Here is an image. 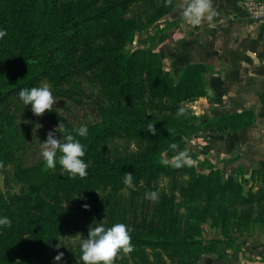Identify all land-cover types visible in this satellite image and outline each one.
Wrapping results in <instances>:
<instances>
[{"label": "trees", "instance_id": "1", "mask_svg": "<svg viewBox=\"0 0 264 264\" xmlns=\"http://www.w3.org/2000/svg\"><path fill=\"white\" fill-rule=\"evenodd\" d=\"M140 1L144 0H0V29L6 30L0 37V167L5 184L12 177L28 184V189L20 193L0 187V215L11 219L10 227H0V264H12L14 258L31 264H57L53 260L57 251L64 252L59 264H77L80 246L67 250L64 240L77 234L86 237L88 228L72 220L67 209L85 193L99 188L120 190L128 173L132 174L131 180L147 184L161 175L186 173L189 183L181 188V193L189 201L205 198L215 202L231 193L236 205L242 208L238 212L227 206L219 220L225 223L231 212L239 230L253 221V205L264 202V189L257 195L243 194L242 181L233 175L225 177L210 161H199L198 165L207 170L203 173H198L196 166L183 157L177 166L176 158L185 148V128L198 131L195 117L183 101L207 96L203 74L208 67L203 63L189 64L180 82L175 83L173 76L163 69L157 52L127 51L142 23L124 19L123 15ZM163 1L170 9L173 0ZM90 71L108 103L100 107L101 120L88 125V135L77 137L84 145L82 159L88 164L87 175L69 176L58 163L55 169H48L45 160L26 168L16 167L11 175L6 168L14 162L12 141L17 127L8 104L13 98L20 99L21 88L42 83L52 87L53 95L67 96L69 90L64 85ZM147 93L160 100L168 96L172 102L166 107L156 105L163 113L145 115L139 105ZM181 107L184 112L178 114ZM26 108L31 110V105ZM50 111L46 112L57 124L62 121L67 129H75L56 109L52 107ZM218 120L220 132L239 131L255 124L250 108ZM149 123L155 124V134L148 131ZM118 135L137 138L142 146L139 153L130 159L115 160L104 155L107 141ZM172 144L176 147L172 148ZM213 216L218 222L215 212ZM258 217L264 219L262 213ZM130 236L132 250L128 253L141 264H151L148 249L154 251L161 264V254L171 264H199L203 253L218 249L217 240H204L198 234L181 235L175 223L167 232L153 224H143L137 234L130 232ZM59 241L64 246L56 249Z\"/></svg>", "mask_w": 264, "mask_h": 264}, {"label": "rangeland", "instance_id": "2", "mask_svg": "<svg viewBox=\"0 0 264 264\" xmlns=\"http://www.w3.org/2000/svg\"><path fill=\"white\" fill-rule=\"evenodd\" d=\"M223 4V0H211L212 7ZM168 8L169 5L163 0H144L128 8L123 18L141 22L142 29L136 32L134 41L128 44L126 49L129 52L138 49L157 52L163 60V69L173 76L175 83L180 82L182 72L189 64L203 63L208 67L203 74L208 89L207 96L191 102L183 101L184 107L195 117L194 122L198 127L197 132L189 127L185 128L187 133L185 148L181 152L185 154L183 159L194 164L198 173L207 171L198 165L199 161H210L215 165L213 168L219 169L225 177L233 175L238 181H242L243 194L257 195L264 189V167L253 164L250 152L254 140L252 135H245L242 140L239 139V134H234L233 131L220 132L218 119L229 113L250 108L253 110L255 124L257 122L259 125L264 120V103L254 100L252 85H247L246 80H242L244 83L241 82L240 73L244 68L242 64L235 62L232 65L225 61L219 65L213 62H192L193 59L185 57L183 52L190 50L188 42L190 23L183 15L184 7L181 0H173L172 6ZM251 53H242L241 59L251 61ZM64 87L69 90V95H54L56 103L53 108L73 128L88 126L101 120L100 107L106 106L108 102L102 95L100 83L92 71L76 76L72 83L65 84ZM142 100L139 106L148 116L163 113L164 110L156 108L157 104L166 107L172 102L168 96L161 98V101L159 98H151L148 93ZM8 108L13 116V125L17 127L12 141L14 162L6 168L10 169L12 175L16 167L26 168L44 161L42 141L46 140L48 131L55 129L58 124L47 112L37 116L32 110H27L26 105L17 98L12 99ZM141 148L137 138L118 135L107 141L104 155L113 160L130 159L139 153ZM245 155L247 160L237 164L239 158ZM2 169L0 167L1 188L10 193H20L22 189H28L26 182H19L13 177L9 184H5ZM189 178L186 173L175 176L161 175L152 184L131 180L118 191L99 188L85 193L67 209L66 214L78 225L88 229L94 219L96 221L105 219L107 226L123 222L133 234H137L143 224H153L167 232L175 223L176 230L181 235L198 234L204 240H217V251L203 253L199 257V264L264 262V219L259 220L258 217L259 213L264 217V202L253 205V221L248 227L239 230L234 223L236 217L231 212L227 214L225 223L220 221L221 211L227 206L232 211L237 209L238 212L242 208L236 205L233 195L227 192L224 199L215 202L207 201L205 198L189 201L181 193V188L188 185ZM152 191L157 193L156 199L146 196L147 192ZM84 204L90 207L85 209ZM213 212L218 217V222ZM80 239L81 234L67 237L64 240L67 250H77ZM147 251L151 264H161L154 251L151 249ZM161 259L164 264H171L165 254H161ZM122 263L141 264V261L131 259L129 253L121 249L114 264ZM12 264L31 263L14 258Z\"/></svg>", "mask_w": 264, "mask_h": 264}, {"label": "clouds", "instance_id": "3", "mask_svg": "<svg viewBox=\"0 0 264 264\" xmlns=\"http://www.w3.org/2000/svg\"><path fill=\"white\" fill-rule=\"evenodd\" d=\"M212 10L211 0H189L184 8L183 15L192 24H200L202 18L212 19L214 15ZM6 34L5 29H0V37ZM19 98L26 106L31 105L32 112L37 115H43L46 111H50L56 103L53 89L47 83H42L39 86L24 87L19 90ZM184 108L178 110V114H182ZM148 131L155 134L157 128L155 124H148ZM60 134L59 136L57 134ZM88 135V126L81 125L74 130H69L60 121L58 126L49 130L46 140L42 141V155L48 169H55L57 163L62 166V171L66 170L69 176L79 175L81 177L87 175V162L82 159L85 156L84 145L77 137H86ZM172 148L176 145L172 144ZM59 153V155H58ZM184 153H180L177 159V166L181 162ZM132 174L128 173L125 176V183H130ZM146 196L156 199L157 193L147 192ZM85 209L89 208L88 204H84ZM103 220L91 223L88 229V235L85 237L81 234L79 241L81 254L77 259V264H114V260L122 249L127 253L132 250L131 245V229L123 222L113 223L107 226ZM11 226V219L7 215H0V227ZM52 241V240H51ZM51 244V242H49ZM60 241L54 247L59 249ZM64 258V252L57 251L53 260L59 264ZM19 261V260H17ZM20 262V261H19Z\"/></svg>", "mask_w": 264, "mask_h": 264}, {"label": "crops", "instance_id": "4", "mask_svg": "<svg viewBox=\"0 0 264 264\" xmlns=\"http://www.w3.org/2000/svg\"><path fill=\"white\" fill-rule=\"evenodd\" d=\"M181 1L185 8L188 0ZM223 2V5L212 7L215 14L211 20L202 18L200 24H192L189 21L190 50L183 54L193 59L192 62H213L219 65L225 61L232 65L235 62L242 64L244 68L240 73L241 82L244 83L242 80H246L247 85H252L254 100L264 103V21L252 19L242 6L241 0H223ZM242 53H251V61L242 60ZM224 81L226 82V79ZM235 133L239 134V139L242 140L245 135H252L254 140L250 152L253 164L264 167V120L259 125L256 122L251 128H243L234 131ZM245 160H247L246 155L239 158L237 164L244 163ZM247 264H264V262L250 261Z\"/></svg>", "mask_w": 264, "mask_h": 264}, {"label": "built area", "instance_id": "5", "mask_svg": "<svg viewBox=\"0 0 264 264\" xmlns=\"http://www.w3.org/2000/svg\"><path fill=\"white\" fill-rule=\"evenodd\" d=\"M248 15L256 21H264V0H241Z\"/></svg>", "mask_w": 264, "mask_h": 264}]
</instances>
